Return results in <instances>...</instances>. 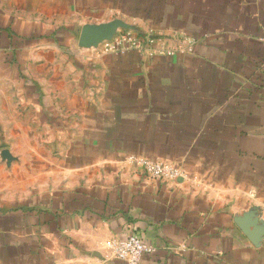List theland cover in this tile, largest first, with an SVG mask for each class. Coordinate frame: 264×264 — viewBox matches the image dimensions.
Returning <instances> with one entry per match:
<instances>
[{
  "label": "crops",
  "instance_id": "1",
  "mask_svg": "<svg viewBox=\"0 0 264 264\" xmlns=\"http://www.w3.org/2000/svg\"><path fill=\"white\" fill-rule=\"evenodd\" d=\"M129 229L140 264H264V0H0V264H124Z\"/></svg>",
  "mask_w": 264,
  "mask_h": 264
},
{
  "label": "built area",
  "instance_id": "2",
  "mask_svg": "<svg viewBox=\"0 0 264 264\" xmlns=\"http://www.w3.org/2000/svg\"><path fill=\"white\" fill-rule=\"evenodd\" d=\"M158 38L152 34L139 33L134 28H125L116 32L107 42L105 48L111 52H119L122 50H144L147 46L156 44ZM167 54H173L174 50L179 52L192 51L188 46L186 49L181 46L176 49L164 50ZM143 168L145 175L153 180L167 179L177 180L182 172L175 163L167 159H143L139 162ZM106 249L114 257L124 262V264H140V259L143 254H148L153 251V247L146 244L141 239L140 235L134 229H129L125 238L110 240Z\"/></svg>",
  "mask_w": 264,
  "mask_h": 264
},
{
  "label": "water",
  "instance_id": "3",
  "mask_svg": "<svg viewBox=\"0 0 264 264\" xmlns=\"http://www.w3.org/2000/svg\"><path fill=\"white\" fill-rule=\"evenodd\" d=\"M127 28H128V27H127ZM114 34H115V33H114ZM114 34H113V35H114ZM111 37H112V35L110 36V38H111ZM110 38H109V39H110Z\"/></svg>",
  "mask_w": 264,
  "mask_h": 264
}]
</instances>
